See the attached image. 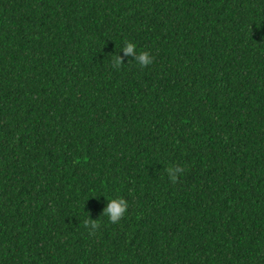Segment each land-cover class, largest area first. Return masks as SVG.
<instances>
[{"label":"trees","instance_id":"1","mask_svg":"<svg viewBox=\"0 0 264 264\" xmlns=\"http://www.w3.org/2000/svg\"><path fill=\"white\" fill-rule=\"evenodd\" d=\"M0 264H264V0H0Z\"/></svg>","mask_w":264,"mask_h":264},{"label":"clouds","instance_id":"2","mask_svg":"<svg viewBox=\"0 0 264 264\" xmlns=\"http://www.w3.org/2000/svg\"><path fill=\"white\" fill-rule=\"evenodd\" d=\"M121 50L124 56H130L140 67L148 66L153 62V56L148 51H138L134 41L126 40L122 44ZM122 64V57L119 54H115L112 57L113 68L119 69ZM166 172L169 179L175 182L178 174L182 173L183 169L179 166H168ZM106 200L107 203L102 210V214L107 217L109 223H118L129 207L128 200L123 196L108 197ZM84 226L94 231L99 227V222L96 219H85Z\"/></svg>","mask_w":264,"mask_h":264}]
</instances>
